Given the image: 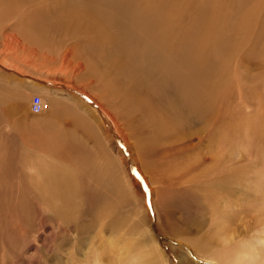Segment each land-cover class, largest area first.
I'll return each instance as SVG.
<instances>
[{"label":"rangeland","instance_id":"obj_1","mask_svg":"<svg viewBox=\"0 0 264 264\" xmlns=\"http://www.w3.org/2000/svg\"><path fill=\"white\" fill-rule=\"evenodd\" d=\"M77 1L0 0V264H264V0H139L203 41L197 111L112 23L49 27Z\"/></svg>","mask_w":264,"mask_h":264},{"label":"bare ground","instance_id":"obj_2","mask_svg":"<svg viewBox=\"0 0 264 264\" xmlns=\"http://www.w3.org/2000/svg\"><path fill=\"white\" fill-rule=\"evenodd\" d=\"M140 3L142 2H140L139 0H80L74 2L73 5L69 6L72 7V9H69L66 15H60L57 17L52 16L48 18L47 21L49 23V27L51 26V28L55 27L56 25H68L70 23H73L75 25L80 21L89 19V16L96 17L103 23H112L117 31V34L115 36V39H112V52L108 54V59H106L105 57L104 60L111 61L114 64L117 60L121 66L120 70L126 73L125 74L123 72V75H130L132 77H135L137 79V82L135 80L134 83H137V86L142 88L149 82L153 81L152 79L157 78L159 73L162 72L161 78L156 82V85L160 86L164 82L167 84L175 85L176 89L180 91L181 95L185 94L183 97L185 98L186 104L187 102H189L191 105L189 106V109L194 111L200 110L199 104L201 101V85H195L192 82L194 78H199L198 81L203 79L201 73V70L203 69H200L201 64H199L201 57L200 54L202 52L200 46L203 41L200 45L198 40H196L190 46L186 44L188 48L183 50V48L186 46L185 42L180 44V41L182 39H180L179 43L177 42L179 40L178 34L180 33V30L178 29V25H175L176 31H174V24H172L174 20L172 18L170 19L167 11H163L162 8L157 11H140ZM144 8L146 9V7ZM215 13L216 12L211 15L208 22V25H212L213 27ZM34 27L40 28V25L34 23ZM23 62H26L25 59ZM208 66H211V64L206 65V67ZM206 69V72L210 70V68ZM135 97H137V95ZM41 101L45 106V109H48L49 105L45 104L42 99ZM54 108L56 109L57 105L54 106ZM180 116L181 115L179 113L176 114L173 119L168 118V123H171L169 125L174 127L177 126L178 124L176 123V121ZM110 121L112 122V124H114L111 119ZM159 124H163L162 120H160ZM175 128L177 129V127ZM4 150V147L2 148L0 146V153L2 155H5L6 151ZM12 153L14 154V151H12ZM2 158L3 160H1L0 163V165L2 164V168H10L12 164V158H10L9 156L8 158H5V156ZM7 159L10 160L7 161ZM3 207L4 206H2V208Z\"/></svg>","mask_w":264,"mask_h":264},{"label":"built area","instance_id":"obj_3","mask_svg":"<svg viewBox=\"0 0 264 264\" xmlns=\"http://www.w3.org/2000/svg\"><path fill=\"white\" fill-rule=\"evenodd\" d=\"M45 109V106L42 104L40 96H33L30 101V112L33 114L42 113Z\"/></svg>","mask_w":264,"mask_h":264}]
</instances>
